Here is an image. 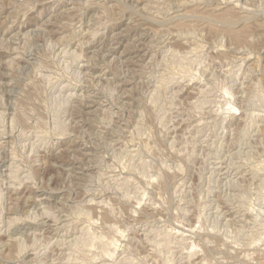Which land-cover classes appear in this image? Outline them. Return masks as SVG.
<instances>
[{
  "label": "rangeland",
  "instance_id": "1",
  "mask_svg": "<svg viewBox=\"0 0 264 264\" xmlns=\"http://www.w3.org/2000/svg\"><path fill=\"white\" fill-rule=\"evenodd\" d=\"M264 0H0V264H264Z\"/></svg>",
  "mask_w": 264,
  "mask_h": 264
},
{
  "label": "bare ground",
  "instance_id": "2",
  "mask_svg": "<svg viewBox=\"0 0 264 264\" xmlns=\"http://www.w3.org/2000/svg\"><path fill=\"white\" fill-rule=\"evenodd\" d=\"M263 235H264V233H263Z\"/></svg>",
  "mask_w": 264,
  "mask_h": 264
}]
</instances>
